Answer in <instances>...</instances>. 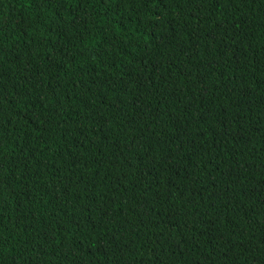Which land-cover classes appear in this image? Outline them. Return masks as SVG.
<instances>
[{"label":"trees","instance_id":"16d2710c","mask_svg":"<svg viewBox=\"0 0 264 264\" xmlns=\"http://www.w3.org/2000/svg\"><path fill=\"white\" fill-rule=\"evenodd\" d=\"M0 264H264V0H0Z\"/></svg>","mask_w":264,"mask_h":264}]
</instances>
